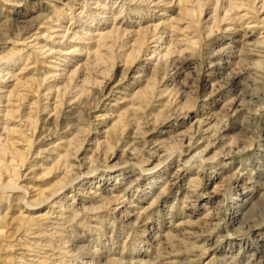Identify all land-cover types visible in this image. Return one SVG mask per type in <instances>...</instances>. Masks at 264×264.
Returning <instances> with one entry per match:
<instances>
[{
	"label": "rangeland",
	"instance_id": "374dc122",
	"mask_svg": "<svg viewBox=\"0 0 264 264\" xmlns=\"http://www.w3.org/2000/svg\"><path fill=\"white\" fill-rule=\"evenodd\" d=\"M0 264H264V0H0Z\"/></svg>",
	"mask_w": 264,
	"mask_h": 264
}]
</instances>
